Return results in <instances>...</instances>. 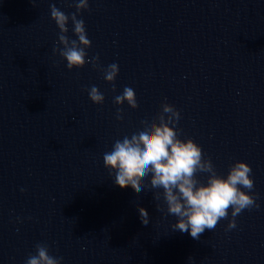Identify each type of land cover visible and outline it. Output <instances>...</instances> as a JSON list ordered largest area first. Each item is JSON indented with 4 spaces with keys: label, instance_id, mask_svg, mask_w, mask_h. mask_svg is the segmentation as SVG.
Wrapping results in <instances>:
<instances>
[{
    "label": "water",
    "instance_id": "obj_1",
    "mask_svg": "<svg viewBox=\"0 0 264 264\" xmlns=\"http://www.w3.org/2000/svg\"><path fill=\"white\" fill-rule=\"evenodd\" d=\"M77 2L0 0V264H25L38 243L61 264H264V0H88L77 15L88 62L69 70L50 7L71 15ZM113 63L115 91L103 71ZM126 86L135 109L114 103ZM165 102L218 175L251 166L259 208L235 228L229 209L199 240L173 231L156 190L122 189L105 168L103 154Z\"/></svg>",
    "mask_w": 264,
    "mask_h": 264
},
{
    "label": "clouds",
    "instance_id": "obj_2",
    "mask_svg": "<svg viewBox=\"0 0 264 264\" xmlns=\"http://www.w3.org/2000/svg\"><path fill=\"white\" fill-rule=\"evenodd\" d=\"M75 7L76 13L71 15L54 4L50 7L51 19L59 28L58 44L63 46L54 47L53 52H59L69 70L85 66L88 62L85 49L91 46L83 19L77 18L82 10L88 9V0H78ZM69 20L78 39L66 35ZM98 59V56L93 58V67L97 66ZM103 71L104 79L113 83L115 91L119 66L113 63ZM88 95L93 103L103 104L105 97L96 86L88 89ZM125 102L133 109L138 107L136 93L131 87L126 86L122 94L114 98L117 105ZM121 111L117 110V119H122ZM179 119L180 112L173 105L163 103L157 118L142 121L143 131L116 140L111 151L103 154V162L109 174H115L114 183L120 188L130 186L137 193L146 188L156 190L153 198L156 201L162 198L166 213L177 218L171 226L173 231L190 233L193 239L199 240L206 229H215L221 219L228 217L229 209L232 219L226 230L236 227L235 217L243 210L259 208V205L255 194H250L254 188L251 166L237 160L229 166L226 176L218 175L211 158L205 157L197 143L191 138H180V130L176 127ZM198 173L208 174L206 183L197 179ZM157 209L164 211L159 204ZM139 215L141 222L147 225L148 212L140 207ZM35 247L36 254L29 255L25 264H61L63 258L50 255L47 244L38 243Z\"/></svg>",
    "mask_w": 264,
    "mask_h": 264
}]
</instances>
